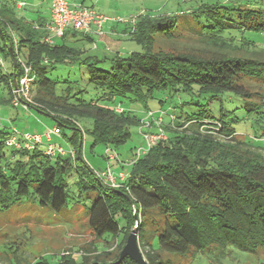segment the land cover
Wrapping results in <instances>:
<instances>
[{"label": "trees", "instance_id": "1", "mask_svg": "<svg viewBox=\"0 0 264 264\" xmlns=\"http://www.w3.org/2000/svg\"><path fill=\"white\" fill-rule=\"evenodd\" d=\"M19 2L0 0V102H13L24 62L31 68L34 103L29 105L51 115L64 136L56 137L67 140L53 138L52 143L72 145L76 154H49L47 143L32 149L11 146L14 132L1 125L0 212L31 195L42 207L63 212L67 176L75 170L80 189L96 192L89 227L98 239L118 247L116 252L96 247L100 253H85L81 259L44 256L32 264H138L131 257L120 261L136 226L149 264H183L182 259L220 257L236 249L248 256L264 254V152L249 142L264 139V93L246 83L253 79L264 86V47L259 46H264V0L200 3L192 11L197 10L195 18L182 26L189 31L196 22L200 32L194 38L205 44L204 50L170 48L183 37L176 17L146 14L129 22L135 25L132 39L143 51L104 57L85 55L84 41L94 38L74 29L47 42L46 17L28 18L21 11L26 3ZM61 64L88 73L85 83L95 94L86 96L89 87L81 81L53 77ZM155 99L157 108L149 104ZM134 103L166 111L170 121L172 115L177 119L176 127L166 126L170 143L153 145L133 163L122 186L114 188L86 162L84 138L90 134L92 146L127 142L142 120L128 106ZM189 105L197 110L188 111ZM82 119L93 125L83 130ZM191 123L192 128H182ZM237 131L247 140H237Z\"/></svg>", "mask_w": 264, "mask_h": 264}, {"label": "rangeland", "instance_id": "2", "mask_svg": "<svg viewBox=\"0 0 264 264\" xmlns=\"http://www.w3.org/2000/svg\"><path fill=\"white\" fill-rule=\"evenodd\" d=\"M24 1L26 5L21 8V11L28 13V18L35 19L42 13H49L53 0H20ZM72 4H83L90 8L95 9L97 12L107 16V27L102 33L95 34L94 41H84L87 53L85 55H94L99 57L112 56L118 51L120 54H128L134 51H143V46L136 40L132 39V33L135 31V25L130 27V33L125 36H113L110 34L108 26L115 24L121 29H125L129 24L139 19L142 15H174L179 22L180 30L182 33V39L170 43V48H179L181 50L199 51L205 49V44L199 42L194 38L200 32V27L196 22L190 24V28L193 31L183 29L182 22L187 21L188 18H195L192 11L197 8L200 3H213L216 0H67ZM19 2V3H20ZM107 32L108 34L102 36ZM115 32V31H113ZM132 32V33H131ZM91 35V36H92ZM189 37V38H185ZM58 38L55 39V42ZM54 42V43H55ZM50 43V42H49ZM52 44V43H51ZM80 44H83L81 41ZM158 45L165 47L164 40H159ZM105 46V47H104ZM264 47L263 45H259ZM264 50V48H261ZM264 58V54H260ZM4 60V59H2ZM6 67H9L8 60L2 61ZM52 76L60 80L81 81L82 85L88 88L86 96L95 94V91L85 83L89 80L88 73H82L79 66H71L70 64L57 65L56 69L52 71ZM247 84L253 90H260L264 93V86L261 83L247 79ZM19 81L17 80V86ZM64 85H68L64 83ZM27 94L21 92L20 98L18 97V105H14L13 102H0V118L2 125L13 131L15 128L21 133L39 132L45 133L51 129L55 124V119L40 110L34 108V112L30 114L29 110H26L23 106L25 101H29L27 97L31 98V90L29 86ZM85 95V93H84ZM27 96V97H26ZM185 99H190L189 96H185ZM15 100V96H14ZM158 99L150 101V106L157 108ZM128 105V104H127ZM235 105H238L235 103ZM134 110V113L140 118H145L147 112L151 108L144 109L140 103H134L128 105ZM31 108V106H29ZM186 109L190 112L197 110L196 106L189 105ZM161 112L156 110L155 117L159 118ZM163 120H160L162 128L159 127L157 120L150 119V126L141 127L140 125L133 126L132 136L130 139L122 145H104L96 144L92 146L93 138L90 134L84 138L83 156L86 162L96 171L103 172L109 168L113 174L118 178L119 183H123L129 173L131 172L133 163L132 159L137 155L138 151L142 148H146V138L142 132H153L154 135L162 133V129L166 130V126L174 128L176 125L174 121L177 119L171 118L169 120L168 115H162ZM80 128L86 130V128L93 125V120L82 119ZM192 124L185 125L182 128H192ZM170 125V126H169ZM56 126V125H55ZM2 127V126H0ZM241 127V125H240ZM160 128V129H159ZM161 130V131H160ZM67 134H71L72 130L64 128ZM166 132V131H165ZM62 135V131H60ZM168 135V134H167ZM59 136V135H58ZM63 136V135H62ZM164 136V135H163ZM249 136V135H248ZM64 137V136H63ZM247 135L237 131V140H247ZM66 140V138H64ZM67 141V140H66ZM161 142L163 145L170 143L168 139L160 137L155 141ZM250 146L256 150L264 152L262 143L264 139H259L251 143ZM262 142V143H261ZM9 145H11L8 142ZM154 144V145H155ZM70 148L76 154V148L70 145ZM124 174V178L120 176ZM79 175L77 171H72L67 176L68 182V203L61 213H55L52 210L42 207L40 205L37 196H29L23 198L10 209H5L0 212V264H32L35 261L46 256L52 260H56V256L59 255H72L77 259H81L85 253H100L98 249H108L106 251L116 252V242H103L98 239L93 230L88 224V211L92 206V200L95 197L96 192H85L80 189L77 181ZM120 187V186H119ZM118 187V188H119ZM124 237L122 232L120 239ZM118 243V241H117ZM115 254V253H114ZM249 253L239 250H232V252H226L220 257H216L215 254L201 255L199 258L193 261H186L182 259L183 264H264V254L256 256H248ZM113 255V254H112ZM15 256L18 257L16 260Z\"/></svg>", "mask_w": 264, "mask_h": 264}, {"label": "built area", "instance_id": "3", "mask_svg": "<svg viewBox=\"0 0 264 264\" xmlns=\"http://www.w3.org/2000/svg\"><path fill=\"white\" fill-rule=\"evenodd\" d=\"M24 2H21L20 5H24ZM51 15L50 21L46 25V29L50 32L49 35L45 38L47 42L54 43L56 38L62 37L67 29H74L77 31H81L87 34L92 33H102V27L105 22L109 19L107 16L100 14L95 9L85 6L83 4H72L69 3L67 0H53L51 4ZM35 27H38L37 25ZM24 67L25 73L23 77L20 79L19 85L16 87L15 91V100H13L14 105H18V97L20 98L21 92L23 94H27L29 80H30V72L31 68L27 66L24 62H22ZM26 96V97H27ZM29 101H25L23 104L24 108H29V103H34V101L27 97ZM117 110L122 111L121 107H118ZM162 115L167 114L164 110H159ZM155 112L150 110L147 112L145 118L141 120V127L150 126V119L157 120V123L160 128H162L160 120H163L162 115L159 118L155 117ZM172 120L174 116L172 115ZM2 125V120L0 118V126ZM159 128V129H160ZM161 131V130H160ZM13 134L8 141L11 146H15L17 148L24 147L25 149H32L37 145H41L47 143V150L46 152L49 154H66L71 152L74 155V151L71 148H66L63 145H55L52 143L53 137L55 135H60V129L57 126L52 127L51 129L47 130L45 133L39 132H32V133H21L15 128L13 129ZM146 138V148H142L138 151L137 155L132 159V161H136L139 159L140 156L147 153L150 148L156 143V139L160 137H166V132L162 129V133L158 135H154L153 132H142ZM21 135L23 140L20 141L18 136ZM164 135V136H163ZM99 177L107 182L112 187H119L122 186V183L118 182V178L113 174L112 170L109 168L106 171L99 172ZM124 178V174L120 176Z\"/></svg>", "mask_w": 264, "mask_h": 264}, {"label": "water", "instance_id": "4", "mask_svg": "<svg viewBox=\"0 0 264 264\" xmlns=\"http://www.w3.org/2000/svg\"><path fill=\"white\" fill-rule=\"evenodd\" d=\"M15 85L17 87V83ZM125 257H131L138 264H149L139 244L137 226L128 236L127 242L121 251L120 261Z\"/></svg>", "mask_w": 264, "mask_h": 264}, {"label": "crops", "instance_id": "5", "mask_svg": "<svg viewBox=\"0 0 264 264\" xmlns=\"http://www.w3.org/2000/svg\"><path fill=\"white\" fill-rule=\"evenodd\" d=\"M40 13H41V15L42 16H45L46 17V19H47V22H49L50 21V15H51V9H49V13H42V11H40ZM100 14H102V13H100ZM25 15H29L27 12L25 13ZM107 23H108V21H106L105 22V24L103 25V27H102V30L104 29H106V25H107ZM129 23V22H128ZM131 24H128L127 26H126V28L123 30V29H121L120 30V27L118 26V25H115V24H112V25H110V26H108V29H110V34L111 35H113V36H121L122 35V37L123 36H125L126 34H129L130 33V27H132V26H130ZM113 31H115V32H113ZM127 31V33L125 34V32ZM128 31H129V33H128ZM95 34H98V33H95ZM108 33L107 32H105V34H103L102 36H105V35H107ZM92 35V34H91ZM92 38H94V36L92 35ZM91 41L93 42V40L91 39ZM105 47V46H104ZM118 52V51H117ZM120 53V52H119ZM26 110H29V112H30V114L31 113H33L34 112V108L33 107H31V108H27ZM35 113V112H34ZM6 124H4V126H5ZM54 126H55V124H54ZM53 126V127H54ZM56 138V140L58 139L60 142H62V143H66V140H64V138H58V137H56V136H54V139Z\"/></svg>", "mask_w": 264, "mask_h": 264}, {"label": "bare ground", "instance_id": "6", "mask_svg": "<svg viewBox=\"0 0 264 264\" xmlns=\"http://www.w3.org/2000/svg\"><path fill=\"white\" fill-rule=\"evenodd\" d=\"M119 111V110H118ZM55 136H58V135H55ZM54 138V137H53ZM70 148V147H69ZM75 154V153H74ZM99 172H97V175H98ZM99 176V175H98ZM105 182V181H104ZM107 183V182H105ZM108 184V183H107ZM114 188H118V187H114Z\"/></svg>", "mask_w": 264, "mask_h": 264}]
</instances>
